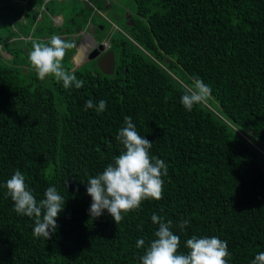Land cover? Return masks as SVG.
<instances>
[{
	"label": "trees",
	"instance_id": "trees-1",
	"mask_svg": "<svg viewBox=\"0 0 264 264\" xmlns=\"http://www.w3.org/2000/svg\"><path fill=\"white\" fill-rule=\"evenodd\" d=\"M12 1L0 0V31L23 15L27 23L0 33V264H141L137 241L146 248L155 238L153 213L190 221L173 228L181 253L192 236H216L228 243V264H252L264 251V0H132L134 12L110 41L113 75L75 65L74 30L91 23L100 43L111 27L95 22L94 8L85 3L74 14L82 20L70 15L54 26L31 10L45 0L20 9ZM30 22L33 38H20L31 35ZM53 34L75 43L65 64L84 87L38 78L32 41ZM194 78L212 94L188 111L181 96ZM88 100L106 101V110H86ZM125 116L168 175L161 200L144 201L117 225L107 211L90 217L87 182L123 151ZM17 170L37 201L49 186L64 197L50 240L34 236V218L14 210L5 185Z\"/></svg>",
	"mask_w": 264,
	"mask_h": 264
},
{
	"label": "clouds",
	"instance_id": "clouds-1",
	"mask_svg": "<svg viewBox=\"0 0 264 264\" xmlns=\"http://www.w3.org/2000/svg\"><path fill=\"white\" fill-rule=\"evenodd\" d=\"M86 37L90 38L87 34ZM107 41L110 42L95 41L93 46H105ZM75 47L73 41L53 34L46 42L33 40L28 59L40 80L52 77L62 82L65 89H80L84 87L85 81L78 79L74 70L64 66L67 53ZM105 48L106 51L110 49L107 46ZM183 87L181 104L188 111L204 104L212 94L211 87L200 78H194L191 84ZM106 107L104 100H100L98 105H94L92 100L85 104L86 110L95 108L98 113L105 111ZM124 124L117 136L123 151L114 157L113 163L95 177H89L87 182V194L92 198L90 217L94 220L107 211L117 225L126 214L139 209L144 201L161 200L163 177L168 175L165 162L150 154L153 143L137 131L130 116H125ZM5 186L17 214L34 218V236L50 240L58 229L57 219L66 204L57 188L49 186L44 198L37 201L19 170L6 181ZM151 221L158 225L155 238L146 248L143 239L137 241V247L145 249L144 255L140 257L141 264H228L231 253L227 241L216 236H192L185 242L188 251L181 253V239L173 228L178 227L183 231L190 221L181 218L177 224L156 213L151 216ZM252 264H264V251L255 255Z\"/></svg>",
	"mask_w": 264,
	"mask_h": 264
},
{
	"label": "rangeland",
	"instance_id": "rangeland-1",
	"mask_svg": "<svg viewBox=\"0 0 264 264\" xmlns=\"http://www.w3.org/2000/svg\"><path fill=\"white\" fill-rule=\"evenodd\" d=\"M55 1H56V3H54V5H53L54 7H52L51 4L48 5V7L51 6L50 11L53 15H44L46 22L47 21L49 22L51 20V22L54 26H56V19H58L59 16H65V18H68L70 15L79 14L80 12H83L82 11L83 8L85 9V1H82V0H67V1L55 0ZM97 1H98V3L95 2V4L100 10H97V8H95V11H96L95 14H97L95 17V22H98V23L101 22V24L107 22V23L111 24V27L109 30H107V34H105L106 37L104 38V40H110L111 41V38H112V35L114 32L113 30L115 28L114 26L117 27L114 33L122 32L121 28H123V22H124V19L126 17V14L130 13V12L132 14L134 12V10H133L134 9V3L132 0H119L118 3L113 2V4H110L111 1H113V0H97ZM45 2H46V0L44 1V4H45ZM44 4H42V6ZM54 9H55V11H54ZM95 14H94V16H95ZM75 17L79 21L82 20V17L80 15H76ZM62 21H59V24L62 23ZM39 22H41V21H39ZM45 23H43V24L40 23L39 27L44 25ZM16 24H17V21L13 22V25H12V23H7V26L2 28L0 33L2 35H4V34H7V32H10L12 29L15 31H17V29H18L19 32H22L21 31L22 28L19 26L20 23L17 25ZM79 27H81V26H79ZM33 28L34 27L31 26V22L25 27V29H27L28 33H30L32 35H33ZM76 31L74 30V33ZM85 33L86 32L83 31L84 35H85ZM80 35H82V33ZM99 35L100 34L98 33V36ZM113 36H115V35H113ZM0 37L3 40L4 36H0ZM115 37H117V36H115ZM85 39H86V36H85ZM0 53L4 54V52L2 50V46H0ZM74 60H76V59H74ZM85 61L83 63L84 68L97 70V66H96L95 61L89 60V56H88V59H86ZM76 62L77 61H75V65H77V67H81V65L77 64ZM78 65H80V66H78ZM64 66L65 67L68 66L67 63L65 64V61H64ZM211 100H213V99H211ZM214 103H215L214 105L216 106L215 101H214Z\"/></svg>",
	"mask_w": 264,
	"mask_h": 264
},
{
	"label": "crops",
	"instance_id": "crops-1",
	"mask_svg": "<svg viewBox=\"0 0 264 264\" xmlns=\"http://www.w3.org/2000/svg\"><path fill=\"white\" fill-rule=\"evenodd\" d=\"M59 1H67V0H59ZM82 1H85V3H87L90 7H93L94 8V12L96 13L95 8H97V6H96L95 2L98 3L97 0H82ZM12 2L16 5L17 8L20 9L23 6L26 7L28 0L27 1L13 0ZM54 3H56L55 0H46L45 4L43 6H41V5L39 6V5L34 4V7L31 10L34 13H37V15H38L37 21H41L44 15H53L51 13V11H48L47 5L51 4V6H53ZM97 10H99V9L97 8ZM63 19L65 20V16H59V18L56 19V26L61 25L62 23L59 24V21H62ZM16 21H17V23H21V22L23 24H26L27 23L26 16L25 15H23L18 20L16 19ZM83 31L86 32L85 35L83 34ZM81 33L83 35H80ZM95 33H96V31L93 28V25L91 23H88L85 28H79L76 31L75 35H73L74 37H77V38H80V39L82 38L80 40L79 45H78V51H77V55H76V58H77V60H76L77 62L76 63L77 64H80L81 63V60H84L85 61L86 59H88V55L91 53V50L94 47L93 45L96 44L95 41H96L97 38H95V37L96 36L99 37L98 34L95 35ZM86 34L90 38L86 37V39H85ZM61 37L63 39H66V38L70 37V35H63ZM20 38L25 39V40L26 39L27 40H30V39L33 38V35L31 34V35H29L27 37H20ZM42 40L45 41V40H47V38L44 37ZM105 41L106 40H102V42H100V43H103ZM76 67H77V65H76Z\"/></svg>",
	"mask_w": 264,
	"mask_h": 264
},
{
	"label": "water",
	"instance_id": "water-1",
	"mask_svg": "<svg viewBox=\"0 0 264 264\" xmlns=\"http://www.w3.org/2000/svg\"><path fill=\"white\" fill-rule=\"evenodd\" d=\"M90 60H96L97 69L104 75H113L116 69V55L113 50L106 51L103 44L96 45L89 54Z\"/></svg>",
	"mask_w": 264,
	"mask_h": 264
},
{
	"label": "built area",
	"instance_id": "built-area-1",
	"mask_svg": "<svg viewBox=\"0 0 264 264\" xmlns=\"http://www.w3.org/2000/svg\"><path fill=\"white\" fill-rule=\"evenodd\" d=\"M105 46H107L108 48H110V42L107 41V42L105 43Z\"/></svg>",
	"mask_w": 264,
	"mask_h": 264
}]
</instances>
